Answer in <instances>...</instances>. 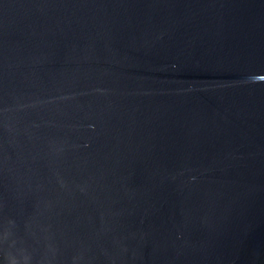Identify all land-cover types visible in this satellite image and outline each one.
Listing matches in <instances>:
<instances>
[{"label":"water","instance_id":"1","mask_svg":"<svg viewBox=\"0 0 264 264\" xmlns=\"http://www.w3.org/2000/svg\"><path fill=\"white\" fill-rule=\"evenodd\" d=\"M0 264H264V0H0Z\"/></svg>","mask_w":264,"mask_h":264}]
</instances>
